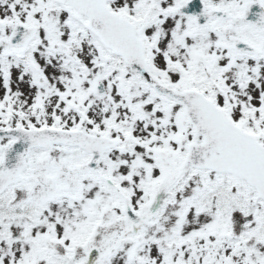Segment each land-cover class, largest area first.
<instances>
[{"label": "snow or ice", "instance_id": "snow-or-ice-1", "mask_svg": "<svg viewBox=\"0 0 264 264\" xmlns=\"http://www.w3.org/2000/svg\"><path fill=\"white\" fill-rule=\"evenodd\" d=\"M0 264H264V0H0Z\"/></svg>", "mask_w": 264, "mask_h": 264}]
</instances>
